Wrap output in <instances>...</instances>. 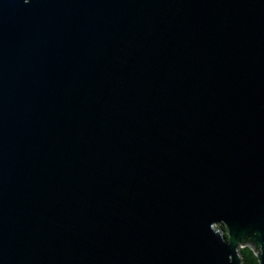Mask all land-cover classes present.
Instances as JSON below:
<instances>
[{"label": "water", "instance_id": "95a60500", "mask_svg": "<svg viewBox=\"0 0 264 264\" xmlns=\"http://www.w3.org/2000/svg\"><path fill=\"white\" fill-rule=\"evenodd\" d=\"M245 247L264 264V0H0V264Z\"/></svg>", "mask_w": 264, "mask_h": 264}, {"label": "trees", "instance_id": "16d2710c", "mask_svg": "<svg viewBox=\"0 0 264 264\" xmlns=\"http://www.w3.org/2000/svg\"><path fill=\"white\" fill-rule=\"evenodd\" d=\"M223 228V226H221ZM241 253L243 255V264H257L258 259L254 252L249 248L245 247L241 250Z\"/></svg>", "mask_w": 264, "mask_h": 264}]
</instances>
